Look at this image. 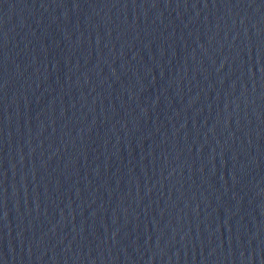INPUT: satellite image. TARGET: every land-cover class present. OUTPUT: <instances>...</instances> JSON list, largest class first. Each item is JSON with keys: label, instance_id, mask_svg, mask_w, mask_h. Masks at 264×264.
<instances>
[{"label": "water", "instance_id": "water-1", "mask_svg": "<svg viewBox=\"0 0 264 264\" xmlns=\"http://www.w3.org/2000/svg\"><path fill=\"white\" fill-rule=\"evenodd\" d=\"M0 264H264V0H0Z\"/></svg>", "mask_w": 264, "mask_h": 264}]
</instances>
